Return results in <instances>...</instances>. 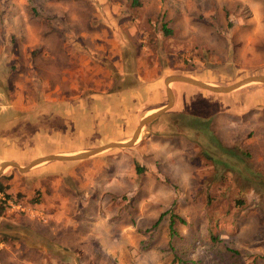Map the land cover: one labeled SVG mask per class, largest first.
<instances>
[{"label": "rangeland", "instance_id": "rangeland-1", "mask_svg": "<svg viewBox=\"0 0 264 264\" xmlns=\"http://www.w3.org/2000/svg\"><path fill=\"white\" fill-rule=\"evenodd\" d=\"M263 63L264 0H0V127L12 109L30 113L34 125L33 136H17L21 147L1 138L0 163L100 145L37 135L35 123H51L63 99L109 91L112 74L137 99L117 113L98 97L101 112L115 124L137 113V124L166 103L170 74L224 85L264 71ZM175 84L168 113L131 145L144 172L135 176L124 151L131 146L88 157L115 152L104 164L93 161V176H77L89 189L76 214L55 218L50 184L59 190L62 178L34 169L46 163L0 173L11 196L0 202V264H264V88L211 98L210 108L196 107L206 114L197 123L196 114L172 110ZM123 129L114 130L115 141L132 132Z\"/></svg>", "mask_w": 264, "mask_h": 264}, {"label": "trees", "instance_id": "trees-1", "mask_svg": "<svg viewBox=\"0 0 264 264\" xmlns=\"http://www.w3.org/2000/svg\"><path fill=\"white\" fill-rule=\"evenodd\" d=\"M164 31H166V33L170 32L169 30L165 28H164ZM174 72H177V71H174ZM252 73H255V72H252ZM183 74L192 76L191 74L186 73V72H183ZM111 77H112L111 81H112L113 88H111L107 92H104L103 94L97 92L93 94L94 95L93 97L87 98V99H83L84 98L83 96L76 97V98L63 99V101L60 102V105L62 107L61 108L58 107L59 110L56 111V114L52 116L51 123L50 122L47 123L46 121H43L45 123V125H43V122L40 121L39 119H38V122L35 123L37 125L41 124L40 126H38L39 131H37V135L46 133V131H51L53 135L55 134L58 135L59 139H63V140L80 139L81 141H87L89 145H92V144L107 143V142L120 139L118 137L119 135L114 133V130L117 127H119V129L124 128L123 130H126L125 134L131 131L134 125L136 124L137 118L139 117V115H136L137 113L131 114V120H129L127 124H122V123L115 124V122H111L107 119V116L104 114V112H101V110L103 109L105 110L106 107L102 108V106H100V103L97 102L98 97L100 99H103V101L105 102L107 101V104H109V106H107V109L113 112H117V113L121 112L122 110H126V109L129 110L131 105L134 103L136 96L135 94H133L134 92L131 91L132 87H129L123 80L119 82L116 79L115 74H112ZM193 77L199 80H203V81L205 80L209 82H218L219 84H221L220 81L214 78L205 79V78H199L195 76ZM176 85H178L180 89L178 92L174 90L175 103H174V108H172V110L174 109L177 110L176 112L179 113V116L186 118V119L189 116H193L196 114L197 116L195 117L198 118L197 123L201 121L204 122L206 117L204 118L202 116L206 114L200 115L196 107H199V108L201 107L200 109L210 108L208 107V102L211 101L210 99L220 94L210 93L208 91L202 90L200 88H197L195 86H192L186 83H176L174 86ZM191 89L193 90L191 91ZM198 100H201V101L204 100V101H202V104H199L201 102H198ZM54 104L55 103H52L50 107L57 109V107H55ZM180 108L184 109V112H182ZM35 115L37 116L36 113ZM31 119H32V115L30 113H28V115L25 116L24 112L22 111L17 112L12 109L9 113L5 115L4 122H2V126L0 127V143H1V138H3L4 140L10 139L8 141L10 143V147H13L15 145H17L18 147H21L23 145V142L21 140L18 142H15L17 140V136H19V138L22 139L23 136L25 135H28V136L34 135L33 132H30V133L27 132L29 130L28 124H30V127H34V125L31 126L33 124L31 123L32 121ZM43 126L45 128H42ZM177 126L179 129L180 128L184 129L188 127L187 123L183 125L179 124ZM4 129H7V130L12 129V135L11 134H10L11 136L3 135L4 133H6ZM26 132L28 134H26ZM56 141H58L60 144L66 143L58 139ZM11 144L13 146H11ZM74 149H77V147L76 148H72V147L66 148L65 147V148H60V149H56L53 151L74 150ZM124 151L129 153L127 154V156L129 155L128 158H129L130 164H132L133 166L135 176L137 177L140 174H142L145 170L142 164V162L144 163V161L140 159L141 155H139V153L136 151V148H134V146H131L130 148ZM111 153H115V152H110V153L107 152V153H104L100 156H96L91 159L85 158V160L84 159L82 160L87 161V162L97 161L98 164H104L106 163L105 162L106 160L107 161L110 160V157L108 156L111 155ZM2 157H4L5 159H11V157H8L5 155ZM13 160L20 162L18 159H13ZM75 163L76 161H71L68 163L53 162L51 164L65 165V164H75ZM45 165L46 164L42 166H45ZM38 167H41V166H38ZM97 169H98V166H96L94 170H92L91 172L95 174V171ZM106 176L111 178L114 176V173L109 172L108 174H106ZM0 192H2L3 194V200H0L1 203H4V201L9 200L11 198V196L8 194V192L4 190L1 184H0ZM160 217L161 216H159L156 219L155 224L158 223Z\"/></svg>", "mask_w": 264, "mask_h": 264}, {"label": "water", "instance_id": "water-1", "mask_svg": "<svg viewBox=\"0 0 264 264\" xmlns=\"http://www.w3.org/2000/svg\"><path fill=\"white\" fill-rule=\"evenodd\" d=\"M186 83L202 90L208 91L210 93L224 94L233 92L240 88H243L250 84H264V74H251L242 77L234 82L219 85L213 83H207L183 74H170L163 79V85L166 95V103L154 109L153 111L144 114L137 122L135 128L132 130L130 135L121 141H111L104 144H100L88 149L68 151V152H55L49 154H43L40 156L33 157L29 159L25 164L19 165L12 160H6L0 163V173H2L8 167L16 168L19 171H25L30 169L35 165H40L43 163L51 161H76L82 160L88 157L95 156L97 154L103 153L108 150L121 149L131 146L139 136L142 129L151 121L155 120L166 112L173 104V94L169 88L170 83Z\"/></svg>", "mask_w": 264, "mask_h": 264}, {"label": "crops", "instance_id": "crops-1", "mask_svg": "<svg viewBox=\"0 0 264 264\" xmlns=\"http://www.w3.org/2000/svg\"><path fill=\"white\" fill-rule=\"evenodd\" d=\"M258 65H260V64H258ZM262 65H264V63ZM255 72L256 73H251V74H264V71H255ZM204 82L213 83V82H209V81H205V80H204ZM175 83H179V82H175ZM213 84H215V83H213ZM256 85L254 87L264 88V84H256ZM179 89H180V87L178 85L174 86V90H176V92H178ZM224 94H227V93H224ZM174 103H175V94H174ZM220 109L221 108H218L217 109L218 111L213 113V116L215 117V119L220 118L223 121L224 120V118H223L224 116L222 115L223 111H221ZM176 111L177 110L174 109V113L179 114ZM158 128H160V127H158ZM176 132H177V134L181 133V131H176ZM177 137L181 140L186 139L180 135H178ZM177 148L181 149V147H177ZM68 151H74V150H63V151H56V152H68ZM53 162L68 163L71 161H51V162L46 163V165H48V164L51 165L49 167H46V165H45V166H41V167L36 168V171H38V173L41 175L50 174L49 176L52 175L54 177L61 175V177H59V179L62 178L59 181V185H60L59 190H58V188H56L54 181H51V184H50L56 192V194H54L53 197L59 198L58 205L55 204V206H53V207L57 206L55 213L58 216H56L55 218L63 217L62 216L63 214H76L77 210H78V204H79L78 198H79V196L82 194L83 190H86L87 188L89 189L88 184L82 185L81 180L79 178L77 179V176L78 175L84 176L85 179H87L90 175L93 176L94 174L91 171L94 170V167H92V164L94 162H87L86 161L87 163L84 166H82L81 163L80 164H77V163L65 164V165L51 164ZM105 178L107 180L106 175H105ZM111 178H113V177H111ZM59 212H60L61 216L59 215Z\"/></svg>", "mask_w": 264, "mask_h": 264}]
</instances>
